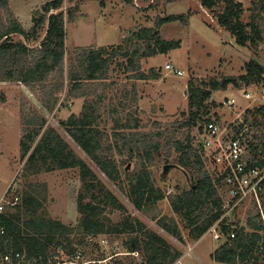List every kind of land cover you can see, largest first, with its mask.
Returning a JSON list of instances; mask_svg holds the SVG:
<instances>
[{
  "label": "trees",
  "instance_id": "trees-1",
  "mask_svg": "<svg viewBox=\"0 0 264 264\" xmlns=\"http://www.w3.org/2000/svg\"><path fill=\"white\" fill-rule=\"evenodd\" d=\"M198 1L205 10L215 15L218 26L228 32L238 46L257 47L261 43L263 33L259 22L264 19V0L254 3L249 23L242 20V3L235 0ZM221 3L225 7L219 12ZM63 4L64 0L46 3L39 15L33 18L32 29L26 32L11 11L9 0H0V83L19 82L34 92L38 89L42 94L43 106L52 113L59 104V95L66 89L67 78L70 86L68 100L92 98L86 100L79 116H71L61 126L97 168L122 189L115 153H126L127 159L122 165L136 162L137 169L126 177L127 185L124 188L127 199L138 212L151 216L158 204L168 198L149 172L154 155H160L164 150L167 163L177 155L175 162L190 174L192 185L188 190L177 189V193L169 195L168 199L173 213L182 219L189 230L190 239L197 242L218 225L219 232L227 240L212 253L214 262L264 264V219L260 210L251 207L245 224L233 226L224 217L226 211L221 196L222 178H217L211 172L208 159L193 146L198 140L193 130L197 128L202 132L203 125L211 120L204 116L207 115L205 103L212 99L213 93L227 91L230 86H264V65L252 59L244 67L245 74L221 81L212 80L205 85V89L189 83V109L183 113L185 118L165 127L154 124V130L148 133L141 131L138 119L120 112L125 109L122 102L114 106L113 100H110L108 107L109 115L113 117V131L108 135L102 126L103 123L107 125V122L103 120L101 107L106 100V89L110 86L107 82L114 63L118 59L125 60V72L134 73L132 78L137 81L159 80L160 74L157 71L151 70L148 74L141 70L142 61L179 50L181 42L163 40L159 29L172 23L186 26L192 15L188 13L160 18L156 27L133 32L117 47L74 52L66 77L65 16L63 12L55 13L62 9ZM76 10L74 7L69 11V22L74 21ZM44 29L46 36L37 49H30L22 41L15 43L12 40L14 35L26 41L38 40L39 32ZM258 116L260 122L259 119L257 121ZM262 122L264 105L253 111L249 109L244 124L236 129L234 136L242 135L243 143L247 141L251 166L264 171V130H258L264 128ZM46 125L44 118L37 114L26 117L22 113L20 160L25 161L26 176L78 170L82 183L76 203L78 224L65 225L49 218L43 212L44 205L40 199L31 193H24L20 203L0 213V259L7 253L13 256L20 254L24 257L23 264L31 260H36V264H48L55 257L70 258L81 249L74 241L78 234L83 241L81 245L100 236H126L127 241L122 247L142 254L146 264H176L182 257L181 251L174 249L163 236L148 229L143 222L128 214L120 223L111 222L107 214L126 213V207L99 181L95 172L75 154L67 141L54 128L45 129ZM245 127L248 130L242 133ZM262 208L264 213V195ZM157 217L153 216L152 219L158 227L184 243L175 219ZM232 233L235 234L234 239L230 237ZM18 262L15 260V264ZM113 262L126 264L118 259Z\"/></svg>",
  "mask_w": 264,
  "mask_h": 264
},
{
  "label": "rangeland",
  "instance_id": "rangeland-1",
  "mask_svg": "<svg viewBox=\"0 0 264 264\" xmlns=\"http://www.w3.org/2000/svg\"><path fill=\"white\" fill-rule=\"evenodd\" d=\"M49 1L52 0H9V5L15 18L22 24L24 30L29 32L33 27V18L39 15L42 7ZM235 1L243 5L242 20L245 23L251 22V9L258 0ZM74 7L77 8L74 14L75 19L69 22L68 13ZM224 7V3H221L218 11L222 12ZM59 12L64 13L66 22V77L69 72L70 58L74 52L83 49L117 47L133 32L141 28L156 27L160 18L188 13L192 15L186 26L172 23L159 29L163 40L181 42L179 50L142 61V70L148 74L151 70L157 71L160 74L159 80L137 81L132 78L134 73L125 72V60L118 59L114 63L107 82L110 86L106 89V100L101 107L103 120L107 122V125L103 123L102 126L108 135H111L113 131V117L109 115L108 107L110 100H113L114 106L122 102L125 109H121L120 112L138 119L142 126L141 131L148 133L154 130V124L165 127L185 118L183 113H187L189 109V83L192 82L196 87L205 89V85L212 80L221 81L224 78L245 74L244 67L252 59L264 65V19L259 22L263 33L261 43L257 47L241 48L228 32L218 26L215 15L205 10L198 0H64L62 9L55 13ZM45 32V29L39 32L38 42H28L18 35L12 36V40L15 43L22 41L30 49H37L45 38ZM167 65H171L173 70H166ZM175 70L183 72L184 75L178 76ZM65 81L66 89L59 95V104L52 113L43 106L42 94L38 89L35 90L36 94L19 82L0 83V205L4 206L3 212L15 205L13 203L16 197L19 198L17 203H20L24 193H31L43 203V212L49 218L73 226L79 221L76 203L82 183L78 170L26 176L24 162L16 160V156L20 155L22 113L26 117L35 113L46 121L45 129L54 128L67 141L75 154L86 161L99 181L126 207V213L107 214L113 224L123 221L126 214L143 222L148 229L163 236L174 249L181 251L182 257L176 264H218L212 260L211 255L223 243L214 239L215 234L211 230L194 243L189 237V230L186 229L185 223L172 211L169 195H175L177 189L188 190L192 185L190 174L175 162L177 155L170 158L168 163L164 150L160 155H154L155 159L149 172L152 173L156 185L165 191L169 199L159 203L157 210L153 211L151 216L138 212L127 199L124 188L127 185L126 177L132 175L137 169L136 162L122 165V162L127 159L126 153L122 155L115 153V160L120 167L122 189L97 168L61 126L62 122H66L71 116H79L83 112L86 100L90 101L92 98L68 100L70 86L67 78ZM247 93L251 94V99L244 98ZM231 99L235 100L234 105L230 104ZM205 105L207 115L204 118L217 119L224 133L223 138L231 139L237 132L236 129L244 124L247 111L249 109L253 111L264 105V86L259 88L244 85L240 88L230 86L227 91L213 93L212 99ZM256 118L260 122L259 116ZM246 127L249 126L246 125ZM246 127L243 130H248ZM258 130L263 131L264 128ZM258 130L254 129L255 132ZM193 132L198 137L193 144L194 148L203 155L206 153L208 155V152L202 150L198 129L195 128ZM244 143L246 145L247 141ZM248 158L251 159L249 152ZM166 165H176L180 167V170L172 169L167 176H164L163 168ZM185 174L188 175L189 182ZM10 188L13 192L6 194ZM249 204L250 202L245 203L235 211L228 212L227 219L233 226L245 224L251 210ZM153 216L175 219L184 243H180L158 227L152 219ZM126 239V236H100L94 239L100 247L90 243L89 240L81 245L83 241L78 234L74 241L89 258L103 259L114 247L118 249V253L123 252L121 246L127 241ZM106 240L113 246L102 244V241ZM122 257L126 264H144L141 256Z\"/></svg>",
  "mask_w": 264,
  "mask_h": 264
},
{
  "label": "built area",
  "instance_id": "built-area-1",
  "mask_svg": "<svg viewBox=\"0 0 264 264\" xmlns=\"http://www.w3.org/2000/svg\"><path fill=\"white\" fill-rule=\"evenodd\" d=\"M166 70L171 71L173 68L171 65H167ZM174 72L178 76L184 75L183 72L178 70H175ZM246 98L248 99L249 96H246ZM230 104L234 105L235 100H231ZM246 132L247 130L242 131V133ZM223 134L218 120L212 118L208 124L203 126L202 132H199V142L201 143L203 152H208V155L206 153L205 157L209 161L211 172L217 176V178H222L221 196L226 211L224 217H227L229 211L231 213L238 207L250 202V207H257L264 219L262 208V196L264 195V171L251 166L252 162L248 158L247 146L241 139L242 135L226 139L223 138ZM10 192H13L12 188L8 190L7 194ZM18 201L19 198L16 197L13 205L17 204ZM3 211L4 206L0 205V213ZM217 226L218 225L211 229L212 233L215 234L214 239L220 243H224L227 240V237L219 232ZM230 237L231 239H234L235 234L232 233ZM89 242L98 245V242H95L94 239H89ZM102 244L113 246L108 240L102 241ZM118 252V249L114 247L113 250L111 249V252L109 251L106 257H103V259H92L89 258L83 250H78L70 258L55 257L50 259L48 264H109V262L114 264L113 261L115 259L125 261L122 256H134V254L131 253ZM15 260H19L18 263L23 264L24 257L20 254L13 256L12 253H7L0 259V263L15 264ZM28 264H36V260H31Z\"/></svg>",
  "mask_w": 264,
  "mask_h": 264
},
{
  "label": "crops",
  "instance_id": "crops-1",
  "mask_svg": "<svg viewBox=\"0 0 264 264\" xmlns=\"http://www.w3.org/2000/svg\"><path fill=\"white\" fill-rule=\"evenodd\" d=\"M21 24V23H20ZM22 25V24H21ZM23 27V26H22ZM24 29V28H23ZM19 36V35H18ZM45 36H46V34H45ZM21 37V36H20ZM67 37V36H66ZM23 38V37H22ZM24 39V38H23ZM25 40V39H24ZM38 40H39V38H38ZM38 40H30V41H36V42H38ZM29 42V41H28ZM122 45V44H121ZM41 46V45H40ZM103 48V47H102ZM148 59H151V58H148ZM142 64V63H141ZM125 66V65H124ZM141 70H142V68H141ZM143 71V70H142ZM246 92V91H245ZM246 96H249V99H251L250 97H251V94L250 93H247V94H245L244 95V98H246ZM247 99V98H246ZM232 100V99H231ZM16 160H20V155H17L16 156ZM23 163V162H22ZM24 164H25V161H24ZM11 186V185H10ZM8 192V191H7ZM7 194V193H6ZM195 243V242H194ZM122 247V246H121ZM122 249H123V252H127V253H131V254H134V256H141L142 258V260H143V262H144V264H146V262H145V259H144V257H143V255L142 254H140V253H138V252H130V251H128L127 249H125V248H123L122 247ZM123 262H125V261H123Z\"/></svg>",
  "mask_w": 264,
  "mask_h": 264
},
{
  "label": "water",
  "instance_id": "water-1",
  "mask_svg": "<svg viewBox=\"0 0 264 264\" xmlns=\"http://www.w3.org/2000/svg\"><path fill=\"white\" fill-rule=\"evenodd\" d=\"M172 169H178V170H180V167H178V166H176V165H166V166L163 168V175H164V176H167V175L170 173V171H171ZM185 176H186V178H187V180H188V182H189L188 175L185 174ZM242 230H243V231L245 230V227H244V226L242 227Z\"/></svg>",
  "mask_w": 264,
  "mask_h": 264
}]
</instances>
